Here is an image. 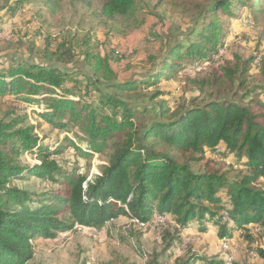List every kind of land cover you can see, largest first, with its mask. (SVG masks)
<instances>
[{"label": "trees", "instance_id": "1", "mask_svg": "<svg viewBox=\"0 0 264 264\" xmlns=\"http://www.w3.org/2000/svg\"><path fill=\"white\" fill-rule=\"evenodd\" d=\"M1 1L2 26L28 3ZM40 2L49 19L61 13V0ZM238 7L263 11L264 0H212L199 29L189 35L193 40L175 43L145 76L117 81L108 60L94 52L97 46L88 38L82 61L90 73L79 78L76 72L83 70L56 64L13 62L0 70V98L7 96L24 111L0 120V264L32 260V241L54 239L75 226L99 229L119 216L141 224L155 214L169 216L179 230L196 222L205 232L210 225L220 239L243 229L249 232L245 239L254 241L248 227H264V191L255 187L264 179V100H231L238 88L245 89L248 62L239 69L212 59L226 40L218 17L234 19ZM137 9L136 0H102L98 14L124 32L138 24ZM200 62L215 66L194 82L207 98L200 106L171 108L160 99L166 93L142 90ZM153 112L145 125L136 123L141 114ZM26 113L39 124L27 123ZM43 125L53 138L35 133ZM217 148L221 158L243 163L247 174L229 181L207 166L192 170L204 152ZM67 149L83 159L107 151V161L87 179L51 158ZM23 154L35 163L23 164ZM30 178L47 180L51 187L31 192L17 184ZM177 243L170 240L166 250ZM195 263L223 264L204 258Z\"/></svg>", "mask_w": 264, "mask_h": 264}, {"label": "rangeland", "instance_id": "2", "mask_svg": "<svg viewBox=\"0 0 264 264\" xmlns=\"http://www.w3.org/2000/svg\"><path fill=\"white\" fill-rule=\"evenodd\" d=\"M61 1V13L54 20L45 15L40 0H28L3 26L4 13H0V70L13 62L56 64L83 70L76 72L79 78L82 72L90 73L82 61L88 49L85 45L88 38L97 46L94 52L108 60L117 81L145 76L175 43H185L188 38L193 40L189 35L199 29L212 0H136L138 24L124 32L99 16L102 0ZM235 8L231 7L232 10ZM236 10L238 16L234 19L227 15L218 17L226 40L212 59L220 66L239 69L248 62L245 89L238 88L231 98L247 104L252 98L264 100V93L260 92L264 87V10L254 13L245 8ZM213 67L206 62L190 63L171 79L142 90L148 94L166 93L160 99L166 100L171 108L200 106L207 98L198 93L194 82L206 76ZM142 104L152 108V103L142 101ZM23 114V110L11 105L7 96L0 98V120L9 121ZM25 115L27 123L39 124L32 113ZM154 115L155 112L141 114L136 123L145 125ZM35 133L42 137L54 136H50L45 125ZM219 148L213 153L204 152L201 163L193 165L192 170L202 171L207 166L224 174L229 181L239 180L247 174L243 163H237L231 157L221 158ZM106 156L107 151H104L83 159L72 149H67L51 158L58 160L62 168L78 170L90 179L106 163ZM20 160L23 164L35 163L27 154ZM17 184L31 192H42L51 187L47 180L33 178ZM255 187L264 191V179ZM199 227V223L194 222L179 230L169 216L159 214L153 215L146 224L119 216L99 229L75 226L54 239L32 241V260L24 264H191L197 258L223 264H264V227L256 225L252 228L254 241L245 239L249 232L243 229L234 230L230 237L220 239L214 226L205 225V232H200ZM172 239H177V245L166 250ZM170 253L172 256L168 257Z\"/></svg>", "mask_w": 264, "mask_h": 264}, {"label": "built area", "instance_id": "3", "mask_svg": "<svg viewBox=\"0 0 264 264\" xmlns=\"http://www.w3.org/2000/svg\"><path fill=\"white\" fill-rule=\"evenodd\" d=\"M256 64H259V61H256ZM251 228H254V226H251ZM91 231H93L94 233H98L97 231L92 230V229H91ZM98 235H99V234H98Z\"/></svg>", "mask_w": 264, "mask_h": 264}, {"label": "bare ground", "instance_id": "4", "mask_svg": "<svg viewBox=\"0 0 264 264\" xmlns=\"http://www.w3.org/2000/svg\"><path fill=\"white\" fill-rule=\"evenodd\" d=\"M226 241V240H225ZM224 242V241H223ZM227 248V247H226Z\"/></svg>", "mask_w": 264, "mask_h": 264}]
</instances>
